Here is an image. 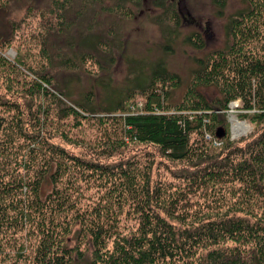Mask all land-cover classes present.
<instances>
[{"label":"trees","instance_id":"1","mask_svg":"<svg viewBox=\"0 0 264 264\" xmlns=\"http://www.w3.org/2000/svg\"><path fill=\"white\" fill-rule=\"evenodd\" d=\"M126 1L116 0L115 6L123 10ZM228 1L213 3L221 12ZM244 2L226 25L225 47L197 58V96L191 104H166L157 89L172 78L163 59L150 74L137 76L135 87L112 91L111 82L101 80L111 100L108 107L95 108L92 89L85 102H77L69 89L72 81L52 73L62 67L78 70L98 55L109 63L112 49L121 47L109 31L69 33L66 46L53 54L42 44L52 72L22 70L21 61L13 64L0 56V81L9 87L31 70L28 90L52 95L60 107L57 117L77 120L101 113L102 121L111 119L105 142L111 156L119 151L123 157L111 170L68 150L52 141L46 109L26 112L0 93V264H264V2ZM8 3L0 0V10ZM178 5L159 3L165 16L181 23ZM187 40L195 42L192 36ZM208 88L220 96H207L202 89ZM136 90L145 95L139 106ZM233 101L245 110L242 118L259 126L244 144L233 138L227 121ZM131 142L150 143L164 158L186 161L190 169L172 171L176 182L153 180L156 159L146 160L141 170L140 158L124 157ZM94 169L109 180L98 197H87L90 187L82 185L81 177ZM195 194L203 201H192ZM124 217L134 221L124 222ZM7 256L15 261L6 263Z\"/></svg>","mask_w":264,"mask_h":264},{"label":"rangeland","instance_id":"2","mask_svg":"<svg viewBox=\"0 0 264 264\" xmlns=\"http://www.w3.org/2000/svg\"><path fill=\"white\" fill-rule=\"evenodd\" d=\"M161 1L179 3L181 23H177L175 18H169L170 15H164L165 8L159 6ZM61 3L67 7L66 10L61 8ZM246 4L244 0H229L225 9L220 12L213 0H127L123 10L115 6L116 0H9L7 7L0 10V35L1 41H5L4 46L0 47V56L13 64L20 65L18 62L21 61L22 70L24 67H32L39 71L48 69L52 72L53 65L44 58L42 44L48 45L53 54L52 51L66 46L63 41L69 33L78 37L85 31H109L111 38L117 37L121 43L120 49H112L113 56L108 58L109 63L103 62L105 59L98 55L93 60L82 63L78 70L62 67L60 72L52 73L59 79L72 81L69 89L77 102H85L88 91L92 89L95 92V108L108 107L111 100H108V90L101 85V80L110 81L112 91L135 87L136 77L150 74L155 62L163 59L172 74L170 80L157 84L158 91L165 94L166 104H191V99L194 95L197 96V86H194L197 58L225 47L228 40L226 25L231 16ZM188 36H192L195 42L188 41ZM197 43L203 44V47H198ZM262 46L264 49V42ZM99 60L105 65L104 69L100 68ZM133 67L137 70H133ZM27 74L29 75L20 77V80L15 79L9 87L3 80L0 81V93L16 100L26 112L31 109H46L43 115L45 121H49L53 142L86 159L105 163L111 170L119 167L120 159L123 158L121 153L116 151L111 156L110 147L105 142L113 129L111 119L102 121L101 113L94 117L82 113L85 117L78 116L77 120L73 119V115L63 119L57 117L56 109L60 107L56 106V99L44 92L45 90L31 94L28 90L33 80L31 70ZM48 87L55 91L51 85ZM202 91L207 96H220L212 88ZM134 98L138 100V106L145 101V95L137 90ZM63 99L67 105L73 104L66 97ZM233 102L237 106L231 108ZM233 102L229 105L227 121L232 136L235 125L248 126L242 133L233 136L235 139L244 140V144L257 135L259 126L247 118H242L245 110L240 108V101ZM149 153H153V156ZM131 156H137L143 161L141 170L147 164L146 160L156 159L151 173L153 180L176 182L172 171L190 169L186 166V161L172 162L164 158L157 147L150 143L131 142L124 157ZM103 175L102 171L94 169L85 170L82 177L80 176L82 185L90 187L85 192L87 197H98L101 190H106L109 179ZM194 199L203 201L200 194L192 196V201ZM125 218L124 222L127 223L134 221ZM35 246V242L28 243V251L32 252ZM10 255L13 256L11 253ZM11 256L6 257V263L15 261ZM19 264H26V261Z\"/></svg>","mask_w":264,"mask_h":264},{"label":"bare ground","instance_id":"3","mask_svg":"<svg viewBox=\"0 0 264 264\" xmlns=\"http://www.w3.org/2000/svg\"><path fill=\"white\" fill-rule=\"evenodd\" d=\"M247 125H244V124H241L240 126L239 125H235L234 128H233V132L235 135H238L240 133H242L244 130L247 129Z\"/></svg>","mask_w":264,"mask_h":264},{"label":"built area","instance_id":"4","mask_svg":"<svg viewBox=\"0 0 264 264\" xmlns=\"http://www.w3.org/2000/svg\"><path fill=\"white\" fill-rule=\"evenodd\" d=\"M236 106H237V104L235 102L231 103V108L236 107Z\"/></svg>","mask_w":264,"mask_h":264},{"label":"water","instance_id":"5","mask_svg":"<svg viewBox=\"0 0 264 264\" xmlns=\"http://www.w3.org/2000/svg\"><path fill=\"white\" fill-rule=\"evenodd\" d=\"M234 128V127H233ZM233 128H232V133H233V136L235 137V135H234V132H233ZM220 135H222V133H219Z\"/></svg>","mask_w":264,"mask_h":264}]
</instances>
